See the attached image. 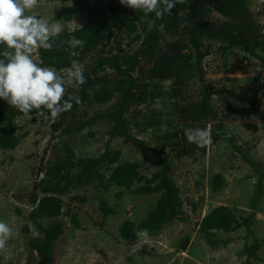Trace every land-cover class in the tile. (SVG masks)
Instances as JSON below:
<instances>
[{"label": "rangeland", "instance_id": "obj_1", "mask_svg": "<svg viewBox=\"0 0 264 264\" xmlns=\"http://www.w3.org/2000/svg\"><path fill=\"white\" fill-rule=\"evenodd\" d=\"M68 4L67 0H39L38 7L27 14L49 22L59 21L65 29L72 30L94 18L96 14L90 15V11L100 8L99 0H88V5L72 14L69 21L54 19V14ZM248 9L257 24L264 28V0H248ZM209 17L220 18L215 12ZM138 31V27L135 31L119 28L116 31L121 38L119 48L125 52L133 50L137 45L134 35ZM169 39L173 37L166 38ZM204 42L208 52L202 58L203 77L213 88L224 87V94L211 97L214 113L235 137L241 150L264 171V86L253 81L260 75L258 63L239 47L220 40L205 39ZM113 44L114 41L107 42L98 53H105ZM33 56L38 62L36 50ZM146 66L141 60L138 68ZM169 84L168 80L161 81V89L167 92ZM196 89L197 83L193 80L185 92L191 96ZM140 100L130 109L137 111L135 120L139 124L132 126V134L147 146L163 143L161 136L173 130L174 122L169 123L174 115L171 99L144 95ZM105 107L89 98L79 107L77 117H81L82 112L90 116ZM69 122V116L45 120L31 114H21L13 120L18 143L13 149H0V220L13 230L12 238L0 251V264H39L42 260L28 246L29 238L40 236L28 217L32 207L28 197L33 192L41 195L34 185L43 177L46 161L60 157L64 144L71 146L78 157L96 156L108 139L109 123L105 120L95 121L70 135L51 128L53 123L61 128ZM108 146L120 151L119 162H136L142 175L148 176L153 171V161L133 144L116 137L109 140ZM163 155L179 191L180 219L164 225L154 235L140 236L131 243L123 242L117 231L121 221L125 218L134 222L141 220L158 194L136 195L132 187H117L107 179L108 170L101 186L93 181L59 195L62 211L74 215L76 225L64 214L39 220L43 225L50 221L62 224L49 264H241L245 257L243 246L252 240L258 242L256 255L260 261H251V264H264V192L257 200L254 216L248 218L256 180L252 168L220 141L195 149L192 155L166 145ZM214 174H219L222 182L217 189L211 186ZM262 189L264 191V178ZM101 200L113 209V214L104 217L100 214L98 202ZM218 205L231 209L239 228L230 232L214 231V238L226 240V243L210 246L196 224ZM184 239L185 244L181 246Z\"/></svg>", "mask_w": 264, "mask_h": 264}, {"label": "trees", "instance_id": "obj_2", "mask_svg": "<svg viewBox=\"0 0 264 264\" xmlns=\"http://www.w3.org/2000/svg\"><path fill=\"white\" fill-rule=\"evenodd\" d=\"M67 1L69 4L56 12L54 19L67 22L72 14L88 5V0ZM99 1L98 11L92 10L89 13L96 14L94 18L72 30L64 28L60 36L55 38L51 50H36L41 66L63 70L70 67L71 60L76 59L85 67L86 82L80 86L78 92L81 103L73 102L71 110L60 115V118L69 116V123L61 128L53 123L52 130H60L65 135H70L98 120L109 123L106 130L108 139L98 155L81 158L71 146L64 144L61 148L63 154L54 161H46L43 177L34 185L41 195L33 192L28 197L32 206L28 217L40 235L29 238L28 246L39 258H46V264L51 260L53 244L62 232V224L50 221L43 225L39 220L64 214L76 225L75 216L67 210L62 211L59 195L93 181L101 186L108 170L107 179L117 187H132L131 191L136 195L158 194L154 205L141 220L134 222L125 218L121 221L117 231L123 242L135 241L138 238V228L147 229L146 236H150L169 222L180 219L181 199L170 176V165L165 160L163 150L167 145L171 149L176 148L192 155L195 149H200V146L188 141L184 134L186 128L209 129L210 144L219 141L226 143L255 172V191L249 201V219L254 216L257 200L264 192V171L241 150L235 137L225 129L221 118L215 115L212 108L211 97L224 94V87L213 88L203 77L202 68V58L208 52L205 39L220 40L230 46L239 47L252 56L258 66L264 67V28L252 17L248 0H177L171 15L165 14L162 19H156L154 13L146 15L142 11L125 7L119 0ZM212 12L220 18L211 19L209 15ZM153 20L155 24L149 30V22ZM121 27L129 31H135L136 27L139 29L134 35L137 45L130 52L119 48L121 38L117 37L116 31ZM72 37L85 41L84 47L72 49L67 43H61ZM168 37L173 39L166 40ZM109 41H114L113 47L116 49L109 47L105 53H98ZM2 48L0 45V49ZM73 52L76 53L75 56L72 55ZM141 60L146 62L145 68H138ZM259 74L253 81L264 86V71H259ZM164 80L170 82L167 92L160 86V82ZM193 80L197 83V89L193 95L188 96L185 88ZM72 91L71 88L68 89L69 93ZM144 95L150 98L167 96L173 105V120L169 121L174 122L173 130L161 136L163 143L154 146H147L131 132L132 126L139 124L135 120L137 111L130 109L137 106ZM89 98L97 104H105L106 107L90 116L82 112L81 117H77L79 107ZM21 114L23 113L0 99V149H13L17 145L19 138L13 120ZM31 115L43 119L35 111ZM116 137L133 144L150 157L154 169L148 176L139 172L136 162H119L120 151L108 146L109 140ZM221 184L219 174H214L211 178L212 189L220 188ZM98 210L103 217L113 214V209L102 200L98 202ZM196 226L207 244L217 246L225 244L226 240L214 238V231L230 232L238 229L239 223L229 207L218 205L205 213ZM185 241L184 239L180 242L181 246ZM257 249L256 240L245 244V257L241 264L260 261L256 255Z\"/></svg>", "mask_w": 264, "mask_h": 264}, {"label": "clouds", "instance_id": "obj_3", "mask_svg": "<svg viewBox=\"0 0 264 264\" xmlns=\"http://www.w3.org/2000/svg\"><path fill=\"white\" fill-rule=\"evenodd\" d=\"M119 2L146 15L154 13L156 19H162L165 14L171 15L177 0ZM38 5L39 0H0V45L3 46L0 49V99L25 115L35 111L45 120L58 119L62 113L71 110L73 102L81 103L78 92L86 82L85 67L73 59L70 67L58 72L52 67L41 66L34 59L35 50H51L55 38L64 31V25L59 21L49 22L27 14ZM154 24V20L149 22V30ZM61 43L76 49L83 48L85 41L72 37ZM257 70L264 71V67L258 66ZM69 88L73 90L71 93ZM184 134L189 142L200 147L210 143L211 133L207 128H186ZM136 234L146 236L148 230L138 228ZM12 235V228L0 220V251L5 249Z\"/></svg>", "mask_w": 264, "mask_h": 264}, {"label": "water", "instance_id": "obj_4", "mask_svg": "<svg viewBox=\"0 0 264 264\" xmlns=\"http://www.w3.org/2000/svg\"><path fill=\"white\" fill-rule=\"evenodd\" d=\"M39 264H46V258H43Z\"/></svg>", "mask_w": 264, "mask_h": 264}]
</instances>
